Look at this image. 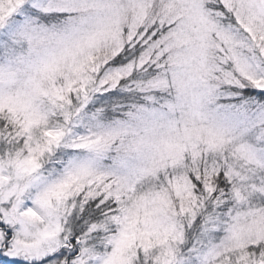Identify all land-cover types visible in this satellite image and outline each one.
I'll return each mask as SVG.
<instances>
[{
  "label": "snow or ice",
  "instance_id": "snow-or-ice-1",
  "mask_svg": "<svg viewBox=\"0 0 264 264\" xmlns=\"http://www.w3.org/2000/svg\"><path fill=\"white\" fill-rule=\"evenodd\" d=\"M0 264H264V0H0Z\"/></svg>",
  "mask_w": 264,
  "mask_h": 264
}]
</instances>
